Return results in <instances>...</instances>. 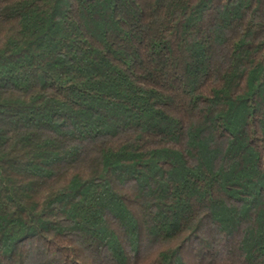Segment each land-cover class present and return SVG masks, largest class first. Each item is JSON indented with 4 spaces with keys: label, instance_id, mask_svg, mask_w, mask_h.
<instances>
[{
    "label": "trees",
    "instance_id": "1",
    "mask_svg": "<svg viewBox=\"0 0 264 264\" xmlns=\"http://www.w3.org/2000/svg\"><path fill=\"white\" fill-rule=\"evenodd\" d=\"M0 264H264V0H0Z\"/></svg>",
    "mask_w": 264,
    "mask_h": 264
}]
</instances>
